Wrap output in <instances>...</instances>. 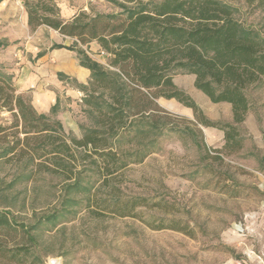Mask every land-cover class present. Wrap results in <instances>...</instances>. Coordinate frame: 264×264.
<instances>
[{"label": "rangeland", "instance_id": "obj_1", "mask_svg": "<svg viewBox=\"0 0 264 264\" xmlns=\"http://www.w3.org/2000/svg\"><path fill=\"white\" fill-rule=\"evenodd\" d=\"M24 1L0 0V40L7 42L0 49V71L7 75L8 58L34 34L23 23ZM55 1L64 12L75 8L76 15L91 18L124 17L125 9L140 2ZM222 1L237 10L235 18L244 28L264 38V9L257 2ZM78 49L100 56L102 66L116 72L111 57L93 46ZM175 76L191 86L189 75L178 71ZM246 95L250 110L238 126L239 152L206 147L194 114L188 119L162 109L149 117L157 129L130 119L121 137L110 140L118 155L110 161L115 169L110 177L104 176L103 160L89 158L72 143L99 129L98 116L84 104L70 109L63 127L71 151L42 159L26 154L25 144L5 155L8 146L24 138V128L0 110V127L6 128L0 132V213L14 225L9 231L0 227L5 251L0 264H264V81ZM217 110L213 113L225 117V108ZM217 123L228 124L223 118ZM131 208L134 215L122 217Z\"/></svg>", "mask_w": 264, "mask_h": 264}, {"label": "trees", "instance_id": "obj_2", "mask_svg": "<svg viewBox=\"0 0 264 264\" xmlns=\"http://www.w3.org/2000/svg\"><path fill=\"white\" fill-rule=\"evenodd\" d=\"M247 2H257L256 7L264 9V0ZM24 7L31 30L46 26L83 46L95 41L111 57L110 66L116 72L107 71L85 50L78 49V44L69 48L77 51L81 66L91 71L90 93L84 103L98 116L99 126L72 143L84 149L89 158L103 160L105 177L113 175L115 169L110 168V161L114 163L118 157L110 140L121 137L132 125L130 119H140L142 126L157 129L158 124L149 122V117L153 111L162 110L156 103L160 98L176 100L191 109L196 125L223 131L225 145L221 151L233 154L243 148L238 126L244 124L250 110L246 91L264 81V38L253 29L244 28L230 4L222 0H140L135 8L124 10V17L91 18L80 13L71 22L61 19L54 0H25ZM178 71L194 75L195 88L212 103L230 104L234 124L208 119L197 103L175 85L173 79ZM2 109L12 114L15 127L24 128V138L8 146L5 155L13 154L20 144L27 146L25 153L34 159L36 155L42 159L71 151L63 138L62 124L39 114L28 98L17 94L13 76L0 71ZM5 130L0 127V132ZM133 210L130 214L124 212L122 217L134 215ZM0 227L6 231L14 228L6 213H0ZM0 253L5 251L0 248Z\"/></svg>", "mask_w": 264, "mask_h": 264}, {"label": "crops", "instance_id": "obj_3", "mask_svg": "<svg viewBox=\"0 0 264 264\" xmlns=\"http://www.w3.org/2000/svg\"><path fill=\"white\" fill-rule=\"evenodd\" d=\"M56 5L59 8L61 19L65 22L72 21L77 16L75 8H70L64 12L58 4ZM22 19L23 23L31 30L26 9H24ZM32 32L34 34L30 35L28 41L22 44L23 49H14L13 54L8 58L6 64L8 72L13 76V84L17 94L28 96L32 106L39 114L55 115L62 126L65 127V121L72 115L70 109L77 107L78 104H84L87 107L84 100L88 95L87 93H90L91 71L81 66L77 51L69 49L75 47L70 46L68 40L73 45L76 42L78 47L83 48V45L77 40L63 36L46 26H41L34 31L32 30ZM0 43L3 44L0 49L7 45V42L4 43L1 40ZM54 45H61L64 48H54ZM87 45L93 46L95 51H103L97 43L91 42ZM85 51L91 59L99 64L102 63L100 56L97 58L87 50ZM189 77H191V86L189 87H185L177 76H174L173 81L180 90L184 91L197 103L211 121L218 122L223 118L226 119L228 124H233L231 105L228 103H212L206 95L195 88V76L189 75ZM63 101L65 104H63ZM156 103L159 108L169 114L193 119V111L176 100L160 98L156 100ZM55 106H58V109L53 113L52 110ZM219 107L226 109L225 117H222L220 113H213V110H217ZM155 113L158 112L153 111V114ZM201 128L207 147L219 149L225 145L224 132L216 128ZM252 261L250 258L251 263Z\"/></svg>", "mask_w": 264, "mask_h": 264}, {"label": "built area", "instance_id": "obj_4", "mask_svg": "<svg viewBox=\"0 0 264 264\" xmlns=\"http://www.w3.org/2000/svg\"><path fill=\"white\" fill-rule=\"evenodd\" d=\"M100 54H101V56H104V57L105 56L110 57V55L107 52H105L104 50L101 51ZM108 67L110 68V66H108Z\"/></svg>", "mask_w": 264, "mask_h": 264}]
</instances>
